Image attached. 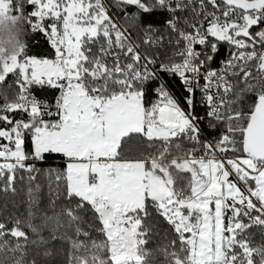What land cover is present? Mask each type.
<instances>
[{
	"label": "snow or ice",
	"instance_id": "1",
	"mask_svg": "<svg viewBox=\"0 0 264 264\" xmlns=\"http://www.w3.org/2000/svg\"><path fill=\"white\" fill-rule=\"evenodd\" d=\"M0 193V264H264V0H0Z\"/></svg>",
	"mask_w": 264,
	"mask_h": 264
},
{
	"label": "trees",
	"instance_id": "2",
	"mask_svg": "<svg viewBox=\"0 0 264 264\" xmlns=\"http://www.w3.org/2000/svg\"><path fill=\"white\" fill-rule=\"evenodd\" d=\"M152 22L157 23L160 20V17H153L151 18ZM178 83V82H175ZM48 165H45L47 167ZM52 166H55L52 164ZM20 197H12L10 194L9 196H5L3 193H0V208H3L5 204H7L8 210H13V204L18 201ZM153 246H155V241L153 242Z\"/></svg>",
	"mask_w": 264,
	"mask_h": 264
}]
</instances>
